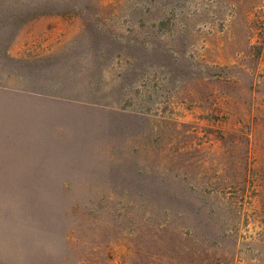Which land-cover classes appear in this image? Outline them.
Returning <instances> with one entry per match:
<instances>
[{"label": "rangeland", "instance_id": "rangeland-1", "mask_svg": "<svg viewBox=\"0 0 264 264\" xmlns=\"http://www.w3.org/2000/svg\"><path fill=\"white\" fill-rule=\"evenodd\" d=\"M53 2L0 0V264H264V0Z\"/></svg>", "mask_w": 264, "mask_h": 264}, {"label": "trees", "instance_id": "trees-1", "mask_svg": "<svg viewBox=\"0 0 264 264\" xmlns=\"http://www.w3.org/2000/svg\"><path fill=\"white\" fill-rule=\"evenodd\" d=\"M37 2L38 0H34V3ZM70 3L71 0H60V1L54 0L52 4L36 5L37 7L34 8V10H36L33 11L34 13H32V10H29L28 12L33 14L34 18H36L37 16H64L66 14H73V12H76L77 7H75L74 5L70 7L69 5ZM65 7L67 9H65ZM50 8H60V9H50ZM56 10H62V11H56Z\"/></svg>", "mask_w": 264, "mask_h": 264}]
</instances>
